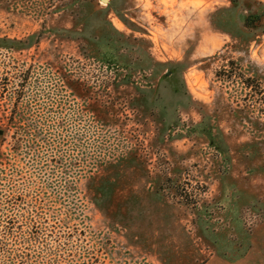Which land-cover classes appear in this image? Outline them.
Returning a JSON list of instances; mask_svg holds the SVG:
<instances>
[{"label":"rangeland","instance_id":"374dc122","mask_svg":"<svg viewBox=\"0 0 264 264\" xmlns=\"http://www.w3.org/2000/svg\"><path fill=\"white\" fill-rule=\"evenodd\" d=\"M256 2L0 0V264H264Z\"/></svg>","mask_w":264,"mask_h":264},{"label":"trees","instance_id":"16d2710c","mask_svg":"<svg viewBox=\"0 0 264 264\" xmlns=\"http://www.w3.org/2000/svg\"><path fill=\"white\" fill-rule=\"evenodd\" d=\"M229 2L233 6L238 5V0H229ZM260 5H261L260 3L256 2V4L252 8H250V10L252 11H250V13L247 14L242 20V28H244L247 32L254 34L255 36L257 35L258 32L264 33L263 30L264 12L259 11V8L260 7L264 8V6H260ZM230 65H233V63L231 62ZM168 181H170L169 178H165V181L163 183H167Z\"/></svg>","mask_w":264,"mask_h":264}]
</instances>
